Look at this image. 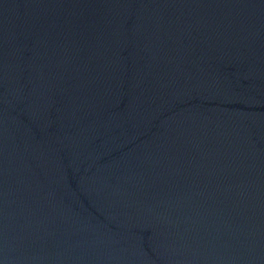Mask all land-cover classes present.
<instances>
[{"label":"water","instance_id":"95a60500","mask_svg":"<svg viewBox=\"0 0 264 264\" xmlns=\"http://www.w3.org/2000/svg\"><path fill=\"white\" fill-rule=\"evenodd\" d=\"M0 264H264V0H0Z\"/></svg>","mask_w":264,"mask_h":264}]
</instances>
